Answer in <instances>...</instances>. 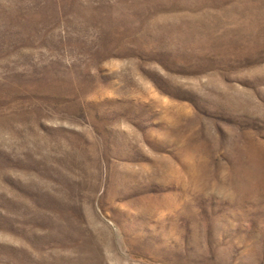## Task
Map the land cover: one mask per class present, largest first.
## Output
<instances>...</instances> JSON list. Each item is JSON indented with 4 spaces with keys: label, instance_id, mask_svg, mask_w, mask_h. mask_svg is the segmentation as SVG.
I'll return each mask as SVG.
<instances>
[{
    "label": "rangeland",
    "instance_id": "1",
    "mask_svg": "<svg viewBox=\"0 0 264 264\" xmlns=\"http://www.w3.org/2000/svg\"><path fill=\"white\" fill-rule=\"evenodd\" d=\"M0 264H264V0H0Z\"/></svg>",
    "mask_w": 264,
    "mask_h": 264
}]
</instances>
